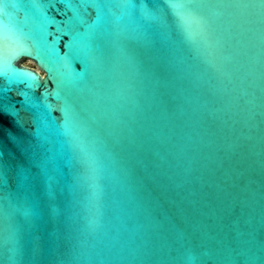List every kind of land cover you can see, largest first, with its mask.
I'll list each match as a JSON object with an SVG mask.
<instances>
[{
    "label": "water",
    "instance_id": "95a60500",
    "mask_svg": "<svg viewBox=\"0 0 264 264\" xmlns=\"http://www.w3.org/2000/svg\"><path fill=\"white\" fill-rule=\"evenodd\" d=\"M0 42V264H264V0H0Z\"/></svg>",
    "mask_w": 264,
    "mask_h": 264
},
{
    "label": "snow or ice",
    "instance_id": "6c2138e0",
    "mask_svg": "<svg viewBox=\"0 0 264 264\" xmlns=\"http://www.w3.org/2000/svg\"><path fill=\"white\" fill-rule=\"evenodd\" d=\"M3 49H4V42H0V56H2L3 54ZM19 106L17 105V108ZM0 110L2 111H8L9 113H11V111H14L13 109H10L8 107H5L4 104H3V101H0ZM16 120H17V123H20L21 122V115H20V112L17 111L16 112Z\"/></svg>",
    "mask_w": 264,
    "mask_h": 264
},
{
    "label": "rangeland",
    "instance_id": "374dc122",
    "mask_svg": "<svg viewBox=\"0 0 264 264\" xmlns=\"http://www.w3.org/2000/svg\"><path fill=\"white\" fill-rule=\"evenodd\" d=\"M22 63L30 65V66H34V64L29 59H23Z\"/></svg>",
    "mask_w": 264,
    "mask_h": 264
}]
</instances>
